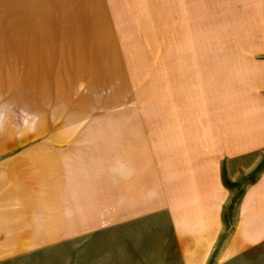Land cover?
I'll use <instances>...</instances> for the list:
<instances>
[{
    "label": "rangeland",
    "instance_id": "374dc122",
    "mask_svg": "<svg viewBox=\"0 0 264 264\" xmlns=\"http://www.w3.org/2000/svg\"><path fill=\"white\" fill-rule=\"evenodd\" d=\"M263 112L264 0H0V264H264Z\"/></svg>",
    "mask_w": 264,
    "mask_h": 264
},
{
    "label": "crops",
    "instance_id": "0c3cea01",
    "mask_svg": "<svg viewBox=\"0 0 264 264\" xmlns=\"http://www.w3.org/2000/svg\"><path fill=\"white\" fill-rule=\"evenodd\" d=\"M264 114V112H263ZM245 124H249V121L244 122ZM243 123V124H244ZM252 126H254V124L252 123ZM259 127L255 126V132L254 129L252 130L255 134V137L253 135V139L256 141L257 143L260 145H264V120L262 121V123L258 124ZM257 127V128H256ZM254 128V127H253Z\"/></svg>",
    "mask_w": 264,
    "mask_h": 264
}]
</instances>
